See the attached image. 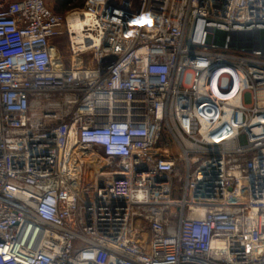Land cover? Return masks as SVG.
<instances>
[{
	"label": "built area",
	"instance_id": "obj_1",
	"mask_svg": "<svg viewBox=\"0 0 264 264\" xmlns=\"http://www.w3.org/2000/svg\"><path fill=\"white\" fill-rule=\"evenodd\" d=\"M254 29L264 0H0V264H264Z\"/></svg>",
	"mask_w": 264,
	"mask_h": 264
},
{
	"label": "rangeland",
	"instance_id": "obj_2",
	"mask_svg": "<svg viewBox=\"0 0 264 264\" xmlns=\"http://www.w3.org/2000/svg\"><path fill=\"white\" fill-rule=\"evenodd\" d=\"M47 3L53 8L55 12L64 13L71 7H82L83 3L80 0L71 1V3L56 2V0H46ZM209 35L207 42L211 44L213 42L214 29L209 28ZM257 31V32H256ZM52 45L56 48L57 56L65 62L68 67L76 66H87L88 63L84 60H78L73 57L68 49V38L66 34L59 35L52 40ZM229 46L231 48L246 47V48H256L264 52V29H254V30H243V31H231ZM56 67L58 66L55 61L53 62ZM186 81H191V75L186 76ZM227 85V79L223 80V86ZM259 105L264 107V90L258 93ZM237 121L244 120V114L242 111H238L235 115ZM242 143L246 142V137L243 134L240 137Z\"/></svg>",
	"mask_w": 264,
	"mask_h": 264
},
{
	"label": "crops",
	"instance_id": "obj_3",
	"mask_svg": "<svg viewBox=\"0 0 264 264\" xmlns=\"http://www.w3.org/2000/svg\"><path fill=\"white\" fill-rule=\"evenodd\" d=\"M56 48L52 45L51 46V53H52V56H53V59L55 61V63L60 66V67H68L66 66L65 62L63 61V59L59 58L56 54H57V51L55 50Z\"/></svg>",
	"mask_w": 264,
	"mask_h": 264
},
{
	"label": "trees",
	"instance_id": "obj_4",
	"mask_svg": "<svg viewBox=\"0 0 264 264\" xmlns=\"http://www.w3.org/2000/svg\"><path fill=\"white\" fill-rule=\"evenodd\" d=\"M62 2V3H65V4H69V3H71V1H74V0H56V2ZM80 1H82V3H84V0H80Z\"/></svg>",
	"mask_w": 264,
	"mask_h": 264
},
{
	"label": "bare ground",
	"instance_id": "obj_5",
	"mask_svg": "<svg viewBox=\"0 0 264 264\" xmlns=\"http://www.w3.org/2000/svg\"><path fill=\"white\" fill-rule=\"evenodd\" d=\"M257 32V31H256Z\"/></svg>",
	"mask_w": 264,
	"mask_h": 264
}]
</instances>
